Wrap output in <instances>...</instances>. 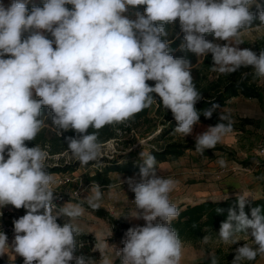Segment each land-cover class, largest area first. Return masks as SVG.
Here are the masks:
<instances>
[{
	"label": "clouds",
	"instance_id": "clouds-1",
	"mask_svg": "<svg viewBox=\"0 0 264 264\" xmlns=\"http://www.w3.org/2000/svg\"><path fill=\"white\" fill-rule=\"evenodd\" d=\"M29 2L10 0L5 5L0 0V207L27 210L13 221L12 245L0 232V256L11 253L14 261L19 255L24 264H90L91 259L74 255L76 237L82 234L75 221L85 208L79 203L57 207L50 188L53 177L45 168L47 153L38 145L25 144L43 126L42 107L51 110L61 134L75 131L77 135L65 141L83 165L101 154L102 145L96 132H88L90 127L99 130L129 121L157 100L171 111L175 131L191 135L201 115L195 105L203 97L193 82L191 61L174 58L169 41L161 39L168 35L166 25L179 19L184 33L181 49L198 56L210 53L212 71L231 74L251 67L256 76L264 77V50L239 47L242 30L256 20L264 24V4L259 0H43L42 6L29 10ZM140 5L146 8L136 13V19L124 15L128 6ZM253 5L257 13L250 11ZM205 34L225 43L210 41ZM147 81H154V86ZM218 107L212 104L203 116L210 119ZM219 120L196 135L197 153L214 149L233 131L230 115L221 112ZM139 155V180L127 179L135 194V211L129 215L146 223L127 230L123 248L113 245L116 255L121 264H180L183 242L172 226L180 210L169 198L176 181L157 175L154 155L143 151ZM217 163L226 166L224 159ZM101 199L96 184L85 202L95 210ZM237 203L238 214L229 209L219 237L225 244H235L237 234L251 230L256 247H238L232 264L264 255L261 208H252L249 218L244 211L247 197L238 195ZM60 216L70 218L69 222L61 226ZM209 239L202 240L206 244ZM107 247L97 238L93 250L103 254ZM102 264L110 262L105 258ZM211 264H217L214 255Z\"/></svg>",
	"mask_w": 264,
	"mask_h": 264
},
{
	"label": "rangeland",
	"instance_id": "rangeland-1",
	"mask_svg": "<svg viewBox=\"0 0 264 264\" xmlns=\"http://www.w3.org/2000/svg\"><path fill=\"white\" fill-rule=\"evenodd\" d=\"M10 0H3L5 5H8ZM127 15L130 19H136V11L134 8L129 9ZM46 35L50 36V34ZM240 39L243 43L240 48H249L257 53L264 50V24L245 29L241 32ZM216 43H225L213 39ZM215 72V71H214ZM259 85L264 87V77H260ZM150 112L152 118L151 126L146 128L141 126L131 134L119 133V138L108 140L102 143L101 154L97 159L95 166L99 167V159L101 156L111 158L120 154L123 156L119 162L129 159L142 161L140 152H148L152 146L163 145L167 140L181 139L191 140L195 142V137L207 130L209 127L206 124L198 123L194 126L193 133L188 136L179 134L174 131L170 139L163 138L155 143H150V138L153 137L160 127V123L167 115L163 110L161 116L156 117L153 111ZM230 115L234 123H239L242 118L253 120L252 124L244 125L242 130H233L225 136L217 145L222 146L224 151L213 150L210 155H201L196 150L187 149L179 157L174 159L168 158L165 161L157 162V175L163 178H171L176 181L175 189L169 194L170 202L175 204L177 208H183L187 204H196L205 200L219 201L226 197L244 195L247 199L264 197V103L259 102L254 98H246L243 96L232 97L227 101L223 108ZM129 143V144H127ZM216 145V146H217ZM131 151L132 154L127 153ZM69 162L75 159L70 150H66L59 156H55ZM224 159L226 166L221 167L217 161ZM50 163V161H48ZM94 166L84 167L79 165L73 170L72 175L77 178L76 182L57 188L59 191L71 193L78 185V178L84 183L82 175L89 171L93 172ZM67 173V172H57ZM108 176L113 179V183L109 186H101L102 199L99 201L100 207L106 209L109 214L118 219L119 222L126 224L129 228L134 226H144L146 223L143 219H134L129 214L135 211V194L129 190L127 179L130 177L139 180V173L123 174L118 171L110 172ZM53 180L56 175H52ZM88 186H81L78 190V195L74 198H67L60 204V207L66 203L82 204L85 208L83 216L79 217L75 223L79 228L94 232L92 236L94 240L93 249L97 243V238L100 242H107L108 247L104 249L102 257L98 260L91 261L90 264H102L103 259H108L110 264H114L116 258L115 248H122V237H116L112 230L111 224L103 219L93 215L86 209L87 203L85 198L92 194V188L97 184L94 182ZM16 209V208H15ZM26 209H17V214H26ZM16 213V212H15ZM68 217L60 216L57 220L63 224L69 222ZM159 221V220H157ZM156 222V221H155ZM220 229L206 234L210 237L208 243L203 242V238L196 241H182L183 255L180 264H200L216 250H221L218 256V261L224 254H236V249L244 244L252 245L253 238L249 232L239 233L236 236L237 243L225 244L219 237ZM89 235V234H88ZM91 236V235H90ZM107 237H113L111 241ZM114 245V246H113ZM100 252L99 250H97ZM23 259V257H20ZM19 258V259H20ZM19 259L11 264H19ZM35 264V262H34ZM241 264H264V255H258L253 261H242Z\"/></svg>",
	"mask_w": 264,
	"mask_h": 264
},
{
	"label": "trees",
	"instance_id": "trees-1",
	"mask_svg": "<svg viewBox=\"0 0 264 264\" xmlns=\"http://www.w3.org/2000/svg\"><path fill=\"white\" fill-rule=\"evenodd\" d=\"M42 2L43 0H30L28 4L29 10H31L33 5L42 6ZM259 2L264 4V0H259ZM66 7L71 9L72 5H67ZM145 8L146 5L137 6V11L144 13ZM250 11L257 13L258 9L253 5L250 8ZM259 25H261L260 21L256 20L250 28ZM166 32L168 35L161 39L169 41L171 54L174 58L186 57L192 63L191 73L193 76V82L203 97V99L195 105L196 109L201 113L199 120L200 123L214 126L221 122L219 120V115L221 112L227 114L223 108L226 106L227 101L232 97L243 96L246 98H254L259 102L264 103V87L259 85L260 77L255 75L254 69L251 67H242L237 72L231 74L214 72L212 71V56L210 53L207 56H198L181 49L180 46L184 42V33L180 28L179 19L173 23L167 24ZM205 37L210 41H213L214 39L212 34H205ZM48 38L50 39V36H48ZM147 83L150 86H154L155 82L147 81ZM36 98L39 99V97ZM212 104H218L219 107L213 112L212 117L207 119L202 113L204 110L211 108ZM152 107H154L153 111L156 117L159 115L161 116L163 110L167 112V115L160 123V127H157L158 132L150 138V143H155L163 138L170 139L171 137L169 136L175 131L177 122L174 120L171 111L163 108L158 100L154 102L151 107L136 114L135 117L129 121L106 125L99 130L90 127L88 132H96L98 141L102 144L108 140L119 138V133L131 134L141 126L149 128L152 125V118L150 117ZM52 115L53 113L47 106L42 107L41 119L44 121L43 126L36 138L33 141H25V144L27 147L38 145L47 153L45 168L49 173L71 172L81 165L76 158L69 162L61 157H58L56 161L52 160H54L55 156H59L64 151L69 150L65 137L76 136L77 134L74 130H69L61 134L62 130H60L51 119ZM224 123H227V121H224ZM252 123L253 120L242 118L239 123L233 122V130H242L244 125ZM187 149L195 150V142L191 140L171 139L167 140L163 145L152 146L149 148V153L155 156L157 162H162L168 158L174 159L181 156ZM213 150L224 151V148L217 145L214 149H206L203 155H210ZM127 154L130 155L132 153L129 151ZM122 158L123 156L121 154L119 156L114 155L111 158L101 156L98 162L100 164L99 167L95 166L97 160L89 162L87 165H84V167L88 168L94 166V169L92 173L86 171L82 175L83 180L85 182H94L101 186H109L113 183V179L108 176L110 172L118 171L127 174L132 172L139 173L142 161L132 160L127 156V160L119 162V159ZM48 161H50V163ZM254 207H260L262 210L261 214L264 215V197L247 199L244 211L249 218H251V209ZM86 209L96 217L107 220L112 226L114 235L118 238L122 237V241L125 239V234L129 229V226L112 217L103 207L94 210L86 205ZM178 209L180 210V215L172 222V226L177 230L182 241H196L202 239L206 234L220 229L221 223L227 220L229 209L236 210L237 214L239 212L237 196H231L219 201L205 200L192 205L187 204L183 208ZM217 209H222L223 211L217 212ZM158 222L159 221H156L154 223ZM57 223L61 226L64 225L58 220ZM81 233V235L76 237L77 247L74 255H83L85 258L91 259L90 262L100 259L102 254L97 250H93L94 240L92 236L83 232ZM107 238L109 241L113 239V237ZM121 246L122 248L124 246L122 242ZM220 254L221 250H216L215 253L212 254L215 256L217 264H232L234 254H224V256L218 261L217 258ZM212 255L200 262V264H211ZM19 264H24V259L20 258ZM70 264H75V262L72 261ZM114 264H121V258H116Z\"/></svg>",
	"mask_w": 264,
	"mask_h": 264
},
{
	"label": "built area",
	"instance_id": "built-area-1",
	"mask_svg": "<svg viewBox=\"0 0 264 264\" xmlns=\"http://www.w3.org/2000/svg\"><path fill=\"white\" fill-rule=\"evenodd\" d=\"M73 172L67 173H59L56 175V178H54L53 182L50 185L51 190L54 192V203L57 205V207H60V204L65 201L68 197L74 198L78 195V190H80L81 186H88L92 183H83L80 178H78V185L77 187L67 195V193L63 191L57 190V188L61 186H66L68 184L73 183V180H77L75 176L72 175ZM25 214H17L14 212V206L12 205H6L4 207H0V232L6 234L8 238V244L10 245L12 243V240L14 238V224L13 221L15 219H18L19 217L23 216Z\"/></svg>",
	"mask_w": 264,
	"mask_h": 264
},
{
	"label": "crops",
	"instance_id": "crops-1",
	"mask_svg": "<svg viewBox=\"0 0 264 264\" xmlns=\"http://www.w3.org/2000/svg\"><path fill=\"white\" fill-rule=\"evenodd\" d=\"M130 7H131V9L132 8H134L135 9V11L136 12H138L137 11V6L136 7H133V6H128V11L126 12V13H124V15H128L129 14V9H130ZM249 29H252V28H249ZM248 30V29H247ZM244 31V30H243ZM52 37H50V39H51ZM53 47H55V45L53 46ZM72 172V171H71ZM51 175H57V172H53V173H50ZM123 174H126V173H123ZM14 212H16L17 213V209H15V207H14ZM81 229V228H80ZM81 232H83V233H85V234H89V235H91V236H94V232L93 231H89V229L88 230H86V229H81ZM13 240H14V238H13ZM13 240H12V242H13ZM10 245H12V243L10 244ZM11 253H9L8 255L7 254H5V255H3V256H0V264H11L12 262H14V261H16L17 259H19L20 258V256L19 255H16L15 256V260L14 261H12L11 260Z\"/></svg>",
	"mask_w": 264,
	"mask_h": 264
}]
</instances>
